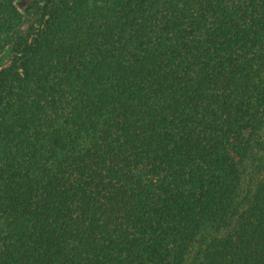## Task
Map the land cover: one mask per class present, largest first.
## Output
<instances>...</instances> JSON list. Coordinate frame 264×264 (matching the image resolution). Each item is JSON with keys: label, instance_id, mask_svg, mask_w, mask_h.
<instances>
[{"label": "trees", "instance_id": "16d2710c", "mask_svg": "<svg viewBox=\"0 0 264 264\" xmlns=\"http://www.w3.org/2000/svg\"><path fill=\"white\" fill-rule=\"evenodd\" d=\"M19 1L0 264H264V0Z\"/></svg>", "mask_w": 264, "mask_h": 264}, {"label": "rangeland", "instance_id": "374dc122", "mask_svg": "<svg viewBox=\"0 0 264 264\" xmlns=\"http://www.w3.org/2000/svg\"><path fill=\"white\" fill-rule=\"evenodd\" d=\"M27 1H29V0H20L19 1V3H18V5H19V7H20V9L22 10V11H24L25 10V8H26V6H27Z\"/></svg>", "mask_w": 264, "mask_h": 264}]
</instances>
